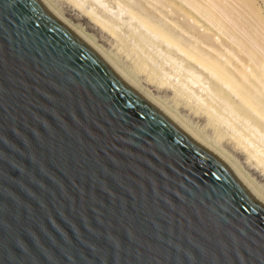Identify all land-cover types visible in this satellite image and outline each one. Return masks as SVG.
I'll return each instance as SVG.
<instances>
[{
    "label": "water",
    "instance_id": "1",
    "mask_svg": "<svg viewBox=\"0 0 264 264\" xmlns=\"http://www.w3.org/2000/svg\"><path fill=\"white\" fill-rule=\"evenodd\" d=\"M0 264H264V206L38 0H0Z\"/></svg>",
    "mask_w": 264,
    "mask_h": 264
},
{
    "label": "rangeland",
    "instance_id": "2",
    "mask_svg": "<svg viewBox=\"0 0 264 264\" xmlns=\"http://www.w3.org/2000/svg\"><path fill=\"white\" fill-rule=\"evenodd\" d=\"M252 1L264 12L263 0ZM173 2V0H47L50 7L56 10L62 23L74 28L78 35L94 44L101 54L127 73L128 78L132 79L146 96L163 107L181 125L199 136L216 154L219 153L217 155L221 159L228 165L231 164L230 167L234 171L246 178L264 195L263 173L260 168H256L254 164L256 162L248 158L246 151L241 149L233 138L235 132L245 134L251 143V149L254 148L264 154V129L254 130L251 124L245 123L222 108L221 110L225 111L222 112L225 122L208 116L201 108V102L213 101L212 104L222 107L213 97V83L210 77L178 49H172V45L162 43L163 41L154 34L152 36L149 31L145 32L146 29L143 30L141 22L138 24L139 20L148 22L170 39H174V42L177 40L179 44H176L178 46L182 44L183 49L185 45L189 51L195 48L194 51L221 62L233 59L228 50L221 46V43H227L224 36L214 29L203 27L196 14L192 16L196 23H191L189 20L191 18L187 19L183 14H179L180 8ZM88 13L92 15L95 13L94 16L108 22L115 30L96 23ZM193 23L195 25L199 23L197 25L199 28ZM202 29L210 31L205 34ZM203 35L211 38L216 52L199 43ZM140 60L148 70L158 73V81L151 83L146 75L138 70L137 63ZM232 61L238 65L234 59ZM180 87L182 94L175 95L173 88ZM258 88L261 90L260 93L264 94L261 85L260 87L258 85ZM230 104L236 106L238 102Z\"/></svg>",
    "mask_w": 264,
    "mask_h": 264
},
{
    "label": "bare ground",
    "instance_id": "3",
    "mask_svg": "<svg viewBox=\"0 0 264 264\" xmlns=\"http://www.w3.org/2000/svg\"><path fill=\"white\" fill-rule=\"evenodd\" d=\"M38 1L48 12V14H50V16L60 22V24H62L64 27H66L72 33V35L76 36L85 45L101 55L117 73H119L125 80L128 81V83L133 88H135L140 93V95L144 96L149 102H151L156 108H158L168 117L178 122L174 117H172V115H170V113L166 112L163 107H160V105L150 99V97L146 96V94L134 84L132 79L128 78V74L119 69L116 65L113 64V62H111L108 58L101 54L102 52L100 53L97 48L93 46L94 44H90L87 39H84L85 37L83 38L81 37L82 35H78L74 28H71L70 26H67V24L62 23L59 20L61 18L55 12L56 10L54 11L52 7H50V5L47 3V0ZM173 1L176 2L180 8L178 9L179 14H183V16L187 19L191 18L189 19L191 20V23H196L192 18L193 14H196V17H199V22L203 23V27L206 26L208 28L214 29L218 34L224 36L227 43L223 42L221 43V46L225 50H228V53L232 55V58L238 65L233 64V59L224 61L222 60L223 62H221V60L204 56L200 52L194 51L195 48L193 49V51L192 48L191 51L186 50V45L184 46L185 49H183L181 46L182 44H180L181 47L178 46L179 43L177 42V40L176 42H174V39H170L167 35L154 28L148 22L139 20L138 24L141 22L140 24H142L143 30L145 28V32L149 31L151 35L154 34L156 38H160L163 41L162 43L172 45V49H178L181 54H183L190 62H192L198 67V69H201L206 75L210 77L213 83V97L222 107L212 104L213 101H210V103L199 102L201 104V108L208 114V116H211L212 118L220 122H225L223 113L227 111L228 113L245 121V123L251 124L254 127V130L255 128L264 129V94H261V90L258 88V85L259 87L261 85L262 91L264 93V12H262L261 9L258 8L252 0ZM89 13L88 15L96 23H99L104 27H112V29H114V27L112 25L110 26L108 22H105L103 20L101 21L99 17L94 16L96 15L95 13L93 15V12L91 14ZM194 23L193 25H195ZM197 25H195V27ZM205 29H202L204 33L210 31L209 29ZM199 43L205 45V47L209 48L211 51L216 52L211 38L203 35L200 38ZM218 56L220 59H222V56H220L219 54ZM137 68L139 71L146 75V78L151 83L158 81V73H154L152 70H148L142 60L137 63ZM173 91L175 95L180 96L182 94L181 87L180 89L173 88ZM230 102H238V104L236 106H233L230 104ZM221 108L225 111L221 110ZM178 123L181 124L180 122ZM233 138H235L234 140L237 145L241 146V149H244L246 151L248 158L253 159V161L256 162L254 163L257 166L256 168H260L261 173H263L264 175V154H262L261 152L260 154L259 151L254 148L251 149V143L248 142V137L245 134L235 132V134H233ZM218 157L227 167V169L236 177L240 185L243 186L244 189H246L254 199H256L264 206V195H262L261 192L258 191L259 189L257 190L251 184V182L237 173V171H234L231 168V164L228 165L223 159H221L220 156Z\"/></svg>",
    "mask_w": 264,
    "mask_h": 264
}]
</instances>
